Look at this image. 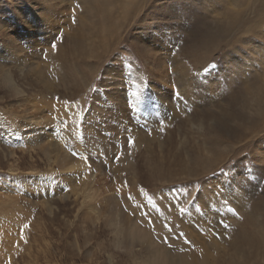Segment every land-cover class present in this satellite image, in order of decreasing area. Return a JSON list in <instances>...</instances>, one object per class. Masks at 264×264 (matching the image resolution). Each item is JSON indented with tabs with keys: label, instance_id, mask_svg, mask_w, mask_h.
<instances>
[{
	"label": "rangeland",
	"instance_id": "obj_1",
	"mask_svg": "<svg viewBox=\"0 0 264 264\" xmlns=\"http://www.w3.org/2000/svg\"><path fill=\"white\" fill-rule=\"evenodd\" d=\"M43 5L0 0V264H184L246 219L264 236V0Z\"/></svg>",
	"mask_w": 264,
	"mask_h": 264
},
{
	"label": "bare ground",
	"instance_id": "obj_2",
	"mask_svg": "<svg viewBox=\"0 0 264 264\" xmlns=\"http://www.w3.org/2000/svg\"><path fill=\"white\" fill-rule=\"evenodd\" d=\"M50 1L51 0H35V4H39V3H43L44 5V7H48L49 6V4H50ZM46 4H48V6H46ZM55 4V3H54ZM59 5V4H58ZM38 6V5H37ZM50 8V7H49ZM57 8V7H56ZM29 9V8H28ZM47 9V8H46ZM35 11H33V9L32 10H28V11H26L25 13V17H24V19H23V21L21 22L20 21V25L21 24H25V23H27V20H28V18H33V16L35 15V17H37V21H35V27L37 26L38 27V29L40 30L39 31V33L41 34H46L45 33V27H46V25H47V20H45L43 23L40 21V19H41V16H42V14H40V10H36V12H35V14L32 16L31 14H33ZM42 13H44V12H42ZM51 14V13H50ZM53 14H54V12H53ZM52 15V14H51ZM47 17V16H46ZM49 17V16H48ZM9 21V20H8ZM48 21H49V19H48ZM10 23V22H9ZM31 22H29L28 23V25L30 24ZM49 24V23H48ZM107 24V23H106ZM10 26V25H9ZM8 26V27H9ZM19 28V27H18ZM25 28V27H24ZM23 28H22V26H20V28L19 29H17V32H20V35L22 36V33L24 32L23 30H22ZM105 29V28H104ZM2 31V30H1ZM7 32V31H6ZM113 33V32H112ZM26 34V33H25ZM24 34V35H25ZM20 36V37H21ZM24 37V36H23ZM30 37V36H29ZM13 40V39H12ZM18 45V44H17ZM262 82V81H261ZM261 82H260V84H261ZM3 83H4V85H5V87H7L10 91H13V92H18V94H19V89L17 88V85H16V83H14L13 82V78H12V76L11 75H9V74H5L4 76H3ZM258 85V84H257ZM253 92H255V90L253 91ZM192 92H191V89H187V88H183V90H182V94H183V96H185V95H187V96H190V97H192V94H191ZM186 97V96H185ZM253 97V96H252ZM256 99H257V101H255V102H258V103H260V104H263L264 105V83L260 86V89H259V91L257 90V92H256ZM257 103V104H258ZM256 105V104H255ZM254 107V106H253ZM261 108V107H260ZM263 108V107H262ZM170 109V108H169ZM258 109V108H257ZM179 110V109H178ZM262 111V110H261ZM260 111V112H261ZM257 113V112H256ZM12 115V114H11ZM17 115V114H16ZM10 117V116H9ZM168 117V116H167ZM22 118V117H21ZM156 119V118H155ZM263 121H264V119H263ZM24 124H28L27 122H26V118L24 117ZM71 126H73V125H71ZM161 125H157L156 124V128H158V127H160ZM262 127H263V130H264V124H262L261 125ZM155 128V129H156ZM53 129V128H52ZM59 129V128H58ZM262 129V128H261ZM61 130V129H60ZM33 131V130H32ZM64 131V132H63ZM63 135H65V137H67L68 135H69V132L71 131L70 130V127H66V129L64 130L63 129ZM68 132V133H67ZM32 136V135H31ZM156 135L155 134H153L152 135V138L154 139V137H155ZM59 137V136H58ZM262 137V136H261ZM263 137H264V135H263ZM262 137V138H263ZM146 138V137H145ZM152 139V140H153ZM261 139V138H260ZM62 140H63V138H62ZM65 140V139H64ZM262 140V139H261ZM260 140V141H261ZM152 144V143H151ZM135 145V144H134ZM55 146V145H54ZM132 146V145H131ZM148 146H150V145H147V147ZM248 148V147H247ZM247 148H245V152L247 151ZM64 150V149H63ZM59 151V150H58ZM263 152V151H262ZM62 153V152H61ZM64 153V152H63ZM261 154V153H260ZM122 156H125V154H123ZM258 157H261V155L260 156H258ZM262 158H264L263 156H262ZM64 159V158H63ZM254 159V158H253ZM260 159V158H259ZM257 161H258V159H257ZM262 162V161H261ZM61 164H63V163H61ZM65 165V164H64ZM84 165V164H83ZM206 166V165H205ZM261 166V165H260ZM62 167V166H61ZM69 168V167H68ZM213 168V167H212ZM121 169V168H120ZM261 169V168H260ZM209 170V169H208ZM195 171V170H194ZM205 172V171H204ZM193 173V172H192ZM191 173V174H192ZM191 174H188L187 173V176H188V178H192V179H194V177L191 175ZM194 174V173H193ZM208 174V173H207ZM206 174V175H207ZM201 178V177H200ZM166 180V179H165ZM167 181V180H166ZM172 181H176V180H174V179H172ZM246 182H247V179H246ZM167 184H168V181L166 182ZM165 183V184H166ZM134 184V183H133ZM134 186H135V188H138V182L136 181L135 182V184H134ZM207 188V187H206ZM233 188V187H232ZM210 190V189H209ZM248 190V189H247ZM245 191V190H244ZM211 192V191H210ZM213 192V191H212ZM211 192V193H212ZM135 193H137L138 194V191L136 190L135 191ZM241 193V192H240ZM247 195L248 194H246L245 192L243 193L242 192V200H243V202H244V207L246 208L249 204H250V202H249V200L247 199ZM255 195V194H254ZM202 197V196H201ZM212 197H213V195H212ZM235 197H236V195H235ZM231 200V199H230ZM238 200H240V199H238ZM210 201H212V200H210ZM169 202V201H168ZM173 202V201H172ZM213 202V201H212ZM167 203V202H166ZM174 203V202H173ZM207 203V202H206ZM223 204V203H222ZM221 204V205H222ZM225 204V203H224ZM220 205V206H221ZM255 206L254 207H257V204L255 203L254 204ZM205 206V205H204ZM214 206V205H213ZM226 206V205H225ZM239 206H240V204H239ZM241 208V207H240ZM244 208V209H245ZM174 209V208H173ZM210 209V208H209ZM172 210V209H171ZM170 210V213L172 212V214H174L173 213V211H171ZM208 211V210H207ZM220 211V210H219ZM258 211V210H257ZM168 212V211H167ZM169 213V212H168ZM195 214V213H194ZM209 214H211V212L209 213ZM196 215H198V214H196ZM191 216V215H190ZM205 216V215H204ZM170 217V216H169ZM180 217V216H179ZM211 217V216H210ZM186 219V218H185ZM206 219V218H205ZM210 219V218H209ZM212 219V218H211ZM254 219V218H253ZM258 219V218H257ZM180 220H182L181 222H185V221H183V219H181L180 218ZM189 220V219H188ZM203 220V219H202ZM254 222V221H253ZM249 223H251V222H248V219H246L245 220V222H244V224H243V227L241 228V234H240V236L238 237V239H237V241H234V240H231L230 242L229 241H227V248H225V251H224V253H223V255L222 256H220L219 257V255L216 257H213V258H208L209 256H208V253H207V250H206V248L205 247H200V249H198V247H199V245H198V247H197V245H196V247H195V251H192V250H189L190 251V255H189V257H188V253H187V257H186V259H187V261L184 263V264H245V260H249V261H251L252 263L251 264H261V261H263V263H264V236L261 234V233H259L257 230H254L253 228H250L249 227ZM176 226H177V224H175ZM206 225V224H205ZM175 226V227H176ZM179 229H181V227L179 228ZM182 229H184V228H182ZM186 231L188 230V229H185ZM132 231H134V230H132ZM181 231H183V230H181ZM189 231V230H188ZM202 231V230H201ZM194 233V232H193ZM210 233V232H209ZM124 234H126V236L127 235H129V237H131L130 235H131V233H129V231L127 232V231H125L124 230ZM136 234V233H135ZM180 234V233H179ZM199 234V233H198ZM205 234V233H204ZM201 235V234H200ZM203 235V234H202ZM132 236H135V235H132ZM175 236H177V235H175ZM152 238V237H151ZM178 238V237H177ZM133 239V238H132ZM148 240V239H147ZM176 240H178V239H176ZM149 241V240H148ZM147 241V242H148ZM153 244H154V242H153ZM177 245V244H176ZM157 247V246H156ZM153 249V248H152ZM179 250V249H178ZM181 250V249H180ZM219 250V249H218ZM192 252H195L193 255H192ZM178 253V252H177ZM196 254V255H195ZM212 254V253H211ZM220 254V253H219ZM202 255V261L201 262H199V260H197L198 258H199V256H201ZM210 255V254H209ZM153 261H152V264H162V263H160V262H158V261H156L155 260V257H154V255H153ZM165 264H178V263H175V262H169V263H165Z\"/></svg>",
	"mask_w": 264,
	"mask_h": 264
},
{
	"label": "snow or ice",
	"instance_id": "obj_3",
	"mask_svg": "<svg viewBox=\"0 0 264 264\" xmlns=\"http://www.w3.org/2000/svg\"><path fill=\"white\" fill-rule=\"evenodd\" d=\"M53 48H55V45H53ZM181 211H184V209H181Z\"/></svg>",
	"mask_w": 264,
	"mask_h": 264
}]
</instances>
